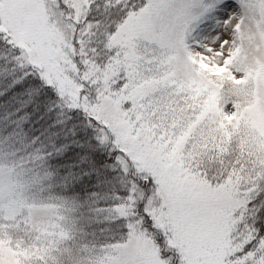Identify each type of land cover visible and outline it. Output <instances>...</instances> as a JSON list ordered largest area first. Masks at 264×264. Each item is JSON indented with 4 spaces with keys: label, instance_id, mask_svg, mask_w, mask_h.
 <instances>
[{
    "label": "snow or ice",
    "instance_id": "obj_1",
    "mask_svg": "<svg viewBox=\"0 0 264 264\" xmlns=\"http://www.w3.org/2000/svg\"><path fill=\"white\" fill-rule=\"evenodd\" d=\"M34 81L0 264H264V0H0V97Z\"/></svg>",
    "mask_w": 264,
    "mask_h": 264
},
{
    "label": "trees",
    "instance_id": "obj_2",
    "mask_svg": "<svg viewBox=\"0 0 264 264\" xmlns=\"http://www.w3.org/2000/svg\"><path fill=\"white\" fill-rule=\"evenodd\" d=\"M39 88V82L34 81L29 85H25L23 89H20V94L12 97L9 96L0 97V128H4L5 132H11L15 128V125L7 126V117L12 113L15 108L20 107L28 99V93L34 89ZM11 97V98H9ZM43 96H34L33 102L28 105L26 112L29 114L27 122L23 124V130L20 134V138L13 137L10 141V145H7V149H10L16 153L26 155L30 150L29 145L34 137H39L41 141L51 139L52 125L57 118V113L49 111L48 106L45 103H41ZM23 114V113H21ZM15 116L11 119L15 120ZM4 137V136H2Z\"/></svg>",
    "mask_w": 264,
    "mask_h": 264
},
{
    "label": "rangeland",
    "instance_id": "obj_3",
    "mask_svg": "<svg viewBox=\"0 0 264 264\" xmlns=\"http://www.w3.org/2000/svg\"><path fill=\"white\" fill-rule=\"evenodd\" d=\"M7 145H10V141L9 140H5L4 137H2V135H0V152H4V153H15L20 157H24V155L22 154H18L10 149H7Z\"/></svg>",
    "mask_w": 264,
    "mask_h": 264
}]
</instances>
